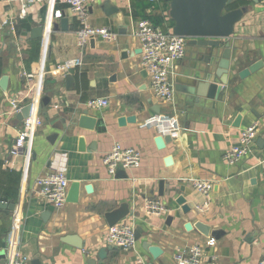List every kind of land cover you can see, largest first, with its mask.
Returning <instances> with one entry per match:
<instances>
[{"label":"crops","instance_id":"0c3cea01","mask_svg":"<svg viewBox=\"0 0 264 264\" xmlns=\"http://www.w3.org/2000/svg\"><path fill=\"white\" fill-rule=\"evenodd\" d=\"M101 1L88 0L87 21L109 27L115 38L93 37L80 47L78 19L61 0L27 3L24 14V0H0V79L6 77L5 87L0 86V201L17 204L13 211L0 209V264L16 248L28 256L26 264L33 258L39 264H132L140 257L148 264H176L174 253L193 244L204 249L201 264H258L264 253V0H233V8L246 10L223 40L229 44L231 68L214 97L208 87L199 95L196 84L205 81L208 69L213 72L215 52L223 45L211 48L186 38L183 58L173 63L172 101L153 94L141 65L139 39L132 32L135 0H111L118 10L110 16L99 9ZM156 1L158 8L146 11L164 15L161 27L169 30L165 0ZM56 10L67 18L66 29L54 17ZM40 25L42 37L32 38L31 29ZM71 60L79 63L67 86L66 72L58 66ZM255 61L262 62L258 70L237 75ZM92 98L108 103L91 107ZM12 100L21 106L34 102L42 121L22 155L9 152L22 122L11 112ZM82 116L94 120L92 129L77 125ZM171 121L178 134L159 144ZM251 125L257 135L250 152L229 163L225 152ZM258 137L263 141L257 143ZM116 142L136 148L141 159L138 166L111 176L102 157ZM56 169H65L68 190L72 181L79 183L77 200L61 207L44 200L36 185ZM159 179L165 181L162 196ZM196 179L211 183L208 195L193 186ZM171 186L176 195L169 192ZM149 198L165 209L146 213ZM121 203L130 213L119 222L140 233L129 250L105 239L109 225L104 213ZM198 222L208 225V235L196 227ZM69 236L81 247L62 240ZM209 238L215 240L212 246L205 245ZM146 243L158 252L150 253ZM102 247L106 251L100 257Z\"/></svg>","mask_w":264,"mask_h":264},{"label":"built area","instance_id":"2783aa9c","mask_svg":"<svg viewBox=\"0 0 264 264\" xmlns=\"http://www.w3.org/2000/svg\"><path fill=\"white\" fill-rule=\"evenodd\" d=\"M38 0H24L21 8V14H24L27 3H33ZM49 3L53 0H45ZM73 13L79 22V27L75 32L78 46H84L90 38L98 37L104 40H112L115 38V32L107 26H92L88 23V0H61ZM54 17H60V11L54 12ZM132 32L137 36L140 43L141 65L145 69L149 81L150 89L155 96L166 101H172L175 96V88L172 79L173 63L183 58L185 54L186 38L176 35L171 30H165L160 26L154 25L147 18H139L135 20ZM79 63V60L66 61L58 66L61 71H67L70 67ZM40 70V68H39ZM27 78H32L34 73H25ZM108 100L106 98H92L88 101L91 107L106 106ZM12 114H16L21 109V105L17 101H11ZM42 124V121L34 110L31 115L22 119L20 127L16 131L13 145L10 149L12 155H22L25 147L32 139L33 133ZM169 134L176 136L179 127L176 122L169 123ZM257 132L255 125L243 128L239 133L238 142L225 152V159L229 163L236 162L239 158L247 155ZM141 159L140 152L129 146H124L119 142L114 143L109 151L102 157V163L105 165L107 172L113 176L118 170H126L139 165ZM39 195L54 207H61L66 202L69 180L66 176L65 169H56L53 172L42 176L36 180ZM193 186L201 193L208 195L211 189V183L202 179L193 181ZM144 211L148 214L158 215L165 209L164 204L155 198H149L144 204ZM14 219L12 234L17 225ZM106 242L115 245L123 250H129L134 247L136 238L134 227L127 223H115L108 226L105 236ZM215 240L209 238L205 245L212 246ZM204 249L200 244H193L178 249L174 253L176 264H201ZM29 258L20 251L19 248L11 250L9 260L5 264H26ZM132 264H148V262L140 257L133 261ZM258 264H264V253L258 260Z\"/></svg>","mask_w":264,"mask_h":264},{"label":"water","instance_id":"95a60500","mask_svg":"<svg viewBox=\"0 0 264 264\" xmlns=\"http://www.w3.org/2000/svg\"><path fill=\"white\" fill-rule=\"evenodd\" d=\"M111 0H103L99 3V9L105 15H112L117 12L118 8L111 4ZM168 3L167 15L170 20H172L173 25L170 28L171 32L176 35L184 36L190 42L202 45L209 46L211 48H218L221 44L223 48L215 52V67L213 69H208L205 73V81L198 82L196 84L197 91L200 92L199 95L204 91L205 87H208L211 91L209 93L212 97V92L216 90L220 91L223 84H226L227 81V72L230 66V49L229 44L226 41H223L226 38H229L234 32L235 24L242 18L243 13L246 8L240 6L237 8L227 9L233 0H165ZM257 1V0H254ZM59 24L61 29H66L68 20L65 16L59 18ZM54 26V25H53ZM43 26H37L31 29L30 34L32 38L42 37ZM261 61H255L254 63L248 65L247 67L239 70L237 75L240 78L248 76L250 73L255 72L261 66ZM213 66V63H212ZM74 68L70 67L67 69L64 78L67 83V86L73 83ZM196 80V79H195ZM217 80V81H216ZM6 77L0 79V86L5 87ZM195 83V81H194ZM202 95V94H201ZM214 97V96H213ZM43 102L47 100V97L41 99ZM35 103L31 102L22 106L20 111L16 113V118L22 120L32 114L34 110ZM86 114V112H84ZM93 119H90L86 116L79 118L78 126L92 129L93 128ZM120 125L125 123V118L120 117L118 119ZM172 140L170 134H165L163 137H158L157 142L163 144ZM49 141L51 139L49 138ZM257 143L263 141L261 137L256 139ZM79 148H83V141L80 139ZM92 148V146H91ZM120 170L116 172L119 173ZM165 181L163 179L158 180L157 188L158 195L162 196L164 194L163 187ZM171 194L176 195L178 190L176 187H168ZM182 189V187H180ZM79 192V183L77 181H72L66 196L67 202H75L78 198ZM176 200L178 203H183V197L180 195ZM183 210L186 212L189 210V207L183 205ZM17 208L16 203H8L0 201V209L7 211H13ZM130 213V209L126 203H121L118 207L107 211L104 213V219L106 223L111 226L115 223H118L123 217ZM196 227L204 234H209L208 225L198 222ZM214 235V232H211ZM140 236L139 229H135V238L138 239ZM73 237H65L62 240L66 243L72 244L77 247H81V243L73 242ZM144 248L152 254H156L158 249L151 247L149 244H144ZM106 247H102L98 251V255L103 257L105 254ZM31 264H39V259H31Z\"/></svg>","mask_w":264,"mask_h":264},{"label":"trees","instance_id":"16d2710c","mask_svg":"<svg viewBox=\"0 0 264 264\" xmlns=\"http://www.w3.org/2000/svg\"><path fill=\"white\" fill-rule=\"evenodd\" d=\"M163 4H164V8L163 9H164V11L167 12V10H168V3H167V1H164ZM230 5H231V7H228L227 9H232L233 8V3H231ZM147 8H152V9L153 8H158L157 7V1L156 0H135L134 6L132 8V15H133V17H135L137 19H139V18H147L154 25L161 27V23L163 21L164 15H160V14H157L156 15V14L148 13L146 11ZM167 22H168V27L170 29L172 27V25H173V22L170 19H168ZM163 29H165V28H163Z\"/></svg>","mask_w":264,"mask_h":264},{"label":"rangeland","instance_id":"374dc122","mask_svg":"<svg viewBox=\"0 0 264 264\" xmlns=\"http://www.w3.org/2000/svg\"><path fill=\"white\" fill-rule=\"evenodd\" d=\"M229 7H231V5Z\"/></svg>","mask_w":264,"mask_h":264}]
</instances>
